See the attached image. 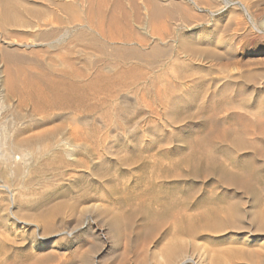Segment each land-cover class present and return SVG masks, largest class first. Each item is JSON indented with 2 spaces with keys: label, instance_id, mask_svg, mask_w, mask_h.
<instances>
[{
  "label": "rangeland",
  "instance_id": "rangeland-1",
  "mask_svg": "<svg viewBox=\"0 0 264 264\" xmlns=\"http://www.w3.org/2000/svg\"><path fill=\"white\" fill-rule=\"evenodd\" d=\"M57 1L0 0V264H264V0H69L76 19L105 6L154 34L126 61L138 81L85 112L37 114L6 70L56 52L38 31L72 27ZM19 13L44 27L18 26ZM155 44L167 53L149 56ZM5 129L34 156L8 160Z\"/></svg>",
  "mask_w": 264,
  "mask_h": 264
},
{
  "label": "bare ground",
  "instance_id": "bare-ground-1",
  "mask_svg": "<svg viewBox=\"0 0 264 264\" xmlns=\"http://www.w3.org/2000/svg\"><path fill=\"white\" fill-rule=\"evenodd\" d=\"M102 1H104V0H101L100 2H98V5L100 3V6H101ZM192 1L197 3L200 0H192ZM90 2H92V1H90ZM95 2H97V1H95ZM146 2H148V1H146ZM146 2H142V3L144 4ZM153 2H155V1L153 0ZM92 3L95 5L94 1ZM156 3H158V2H156ZM229 3L231 4V2H229ZM104 4L105 3L103 2V6H104ZM146 4H148V3H146ZM54 5H56L57 8L63 10V12L67 15L70 13L72 14L76 11V7H74L75 4H72L69 0H59L57 2H54ZM98 5H97V7H98ZM119 5H121V4H119ZM91 6H93V5H91ZM91 6H88V9ZM144 6H145V4H144ZM26 7H27V5H26ZM125 7H127V6H125ZM138 7L134 6V11H135V14L137 15L136 18L139 19V21L143 24V26H145V24L147 26L149 21H151L150 24L152 25L153 21L151 19L149 21L146 19V17L148 15L145 14V18L141 17V14L139 13L140 10ZM150 7H151V4H150ZM157 7H159V9H161L160 6H157ZM28 8L30 9V7H28ZM98 8H100V7H98ZM104 8H105V6H104ZM104 8H100V9L104 10ZM117 8L119 9V7H117ZM93 9L90 8V10H93ZM96 9L97 8L95 7V9L93 11L94 13H95ZM145 9L147 11H149L147 9V7ZM150 9H152L151 10L152 12H150V14H152L153 17L154 16L156 17L157 14L159 15L160 11H157L158 8L153 7ZM26 10H28V9H26ZM101 10H98V11L96 10V16H97L98 20L96 18H95L96 20H94V18L92 16L93 12L90 14L86 12L89 15L86 16L87 18H84V19H83V17L82 18L77 17L78 19H76L74 17V15L72 14V16L74 17L73 18L70 14L71 17L69 19L67 18L68 19L67 23L69 22V23H72L73 25H75V24L77 25V23H80V24H78L79 26H81L80 28L75 27V26L73 27V25H72L73 28L69 27V28H67V30L60 31V32L58 30H55V29H50L48 31H43V32L41 30L38 31L39 32L38 38L40 37L39 39H42L43 42H48L47 45H49V48L54 49L56 52L55 53L52 52L48 56L49 59H47L46 63L44 61H42V59L41 60L37 59L39 61H37V63L36 64L34 63V64H35V66H39V68H34V69L30 68V67L26 68V69L8 68L6 70V73H7L6 84H7V87H9V94L14 95V97L18 98V106L19 107L24 108V107H26V104H29V105H31V109H32L31 111L33 113H37V114L45 112V111H46V113H49V112L54 113V111L73 112L74 113V112H77V110H81L82 112H85L90 107L89 106V103H90L89 100L92 97V95H96L97 93H104L105 91H112L111 90L112 88H116V92H118L121 90L122 87H124V85L127 82L133 83V82L139 80L140 74H138V73L140 70L138 69V67L137 66H131V65L129 67L126 64V61H129V60L136 58L137 56L140 55L141 51L138 50L136 45H134V44H136V41H138L139 44H142V46L145 49V47H147L149 45V40H150V39H148L147 36H152L154 34V32H153V34L149 33L150 35H148L146 33L147 36H138V32H136V30H135V26L131 23V21L128 20V16H124V18L122 19L120 17H117V15H116L117 11L114 12V10H113V14L109 15V18L108 17L104 18V16H105V15H103L104 11L102 12ZM119 10H122V9L120 8ZM165 10H166V8H165ZM165 10L164 11L162 10L163 13L165 12ZM84 11L85 10H83V12ZM167 12H168V10H167ZM167 12H166V15L164 14L166 17H167ZM186 12H188V11H186ZM246 13L251 18V16L249 15L247 10H246ZM35 14H38V13L35 12ZM74 14H76V13H74ZM148 14H149V12H148ZM26 15L27 14H25L24 16H23V14L13 15L14 16L13 21L16 24H18V26H28L29 25L32 29H36V30H37V28L42 29L41 27H44V26H41L42 24H40L41 23L40 21H39L40 23L36 22L37 21L36 19H35L36 20L35 22H32V23L30 22V24L27 23L28 25H24V24H26V22H28L29 19L32 20L35 16L34 15L33 18H30L31 16L26 17ZM29 15H31V14H29ZM93 15H95V14H93ZM55 16L56 17H54V18L56 19L57 16L58 17L60 16V14H58V15L56 14ZM78 16H80V15H78ZM159 16H161V14ZM159 16H158L157 20L159 19ZM172 16H173V14H172ZM162 17L163 16H161V19H159V20H162ZM4 18L8 19V17H4ZM54 18H53V20H54ZM57 20H58V18H57ZM57 20H55V21H57ZM157 20H154V22ZM4 21L2 23H4ZM7 21L8 20H6V22ZM59 21H61V19ZM53 22H52V24H53ZM58 22H57V24H58ZM61 23L62 22H59V24H61ZM136 23H137V21H136ZM136 23H134V24H136ZM154 25H156V24H153V26ZM54 26H56V25H54ZM45 27H47V26H45ZM50 27H51V24H50ZM145 28L148 29L147 27H145ZM45 30H46V28H45ZM138 30H139V28H138ZM151 33H152V31H151ZM158 33H159V31H158ZM159 34L161 35L160 37H162V36H164L165 33L162 31ZM67 35L69 36V38H68L69 40H66V38H65ZM162 39H161V41H162ZM164 40L165 39H163V41ZM68 41L71 44H73L74 46H69L70 43H68V44L65 43ZM119 43H122V44H119ZM127 44H129V45H127ZM158 46L159 45H156V44L153 45L151 47L148 55L149 56H157V55L162 54V53L164 54V50L166 49V47H164L165 48L164 49L161 46L163 48V49H161L160 46L159 47ZM110 47H111V50L109 49ZM46 51L50 52L49 50H46ZM167 51H166V53H167ZM7 54H8V52H7ZM14 54H12L13 57H14ZM9 57H10V54H9ZM43 60H46V59H43ZM55 65H60L61 68H57ZM113 71H115V72H113ZM27 101H28V103H27ZM0 104H2V103H0ZM13 123H14V121H13ZM13 127H14V125H13ZM6 128H7V126H6ZM6 130L7 129H5V131H4V133H5L4 137L5 138L3 141L5 143L4 145H7L6 146L7 148H5L6 149L5 150L6 158L8 160L9 159L11 160L15 157L17 152H19V154L21 156H23L24 159L25 158L28 159V157L31 156V153H32L31 151H33V150L31 148L26 149L27 147L26 148L23 147L24 146L22 144L23 139H20L18 142H16L15 140L9 141V137H8ZM63 143L66 144V143H69V141L65 140V141H63ZM44 144H46V143H44ZM61 145H62V142H59L60 148H61ZM43 147H45V149L50 148L48 144L46 146L43 145ZM34 154L35 153H33L32 156H34ZM32 156H31V158H32ZM19 172H21V171H19ZM262 219H263V217H262ZM260 244H261L260 245V247H261L260 253L263 254L264 253V242L260 243ZM173 248L174 247H172V249ZM172 249H170V250H172ZM179 250H177V251L175 250V252H179ZM240 250H241V248H240ZM183 252H184L183 250L180 251V253H183ZM184 253H186V252H184ZM235 253H237V251ZM178 254L179 253H177L176 255H178ZM234 255L236 256V254H234ZM244 255H245V253H244ZM173 256H174V253H173ZM179 256L183 257L182 260L180 259V264H186L188 262L193 263V264H204V260H205L204 256H201V255L198 258H195L193 256L189 257V256L183 255V254L179 255ZM174 258H175V256H174ZM256 260H258V258ZM167 262H168V260H167ZM255 262H252V263H255ZM258 262H259V260H258ZM170 264H171V262H170Z\"/></svg>",
  "mask_w": 264,
  "mask_h": 264
}]
</instances>
